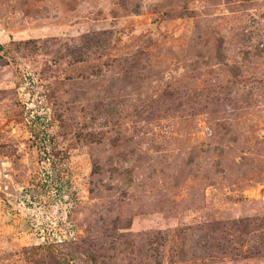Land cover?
Returning <instances> with one entry per match:
<instances>
[{
  "label": "rangeland",
  "instance_id": "1",
  "mask_svg": "<svg viewBox=\"0 0 264 264\" xmlns=\"http://www.w3.org/2000/svg\"><path fill=\"white\" fill-rule=\"evenodd\" d=\"M0 264H264V0H0Z\"/></svg>",
  "mask_w": 264,
  "mask_h": 264
}]
</instances>
